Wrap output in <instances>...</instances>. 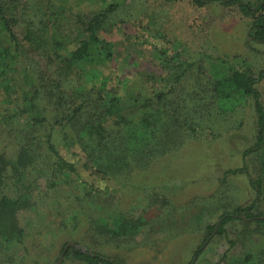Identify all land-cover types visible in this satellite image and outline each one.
Listing matches in <instances>:
<instances>
[{
  "label": "rangeland",
  "instance_id": "374dc122",
  "mask_svg": "<svg viewBox=\"0 0 264 264\" xmlns=\"http://www.w3.org/2000/svg\"><path fill=\"white\" fill-rule=\"evenodd\" d=\"M12 1L4 0L9 5ZM126 1L114 14L115 25L104 32L105 38L118 45L115 59L101 65L112 87L124 79L137 80L140 71L163 73L154 57L158 49L188 61L204 55L185 81V92L200 81H210L211 85L214 79L229 77L232 69L244 65L257 77L264 71V44L253 41V19L242 15L237 6L210 3L198 7L193 0ZM62 6L89 12L100 7L101 1L21 0L17 11L35 15L44 8L51 14ZM75 23L63 21L56 28V37L55 31L50 32L46 41L52 45L63 37L67 47L75 49L80 40ZM24 33L25 27H21L19 34ZM207 89L213 90L211 86ZM258 89L264 104V77ZM195 109L189 120L197 129L194 137L183 139L180 130L164 119L158 126L159 140L172 130L181 146L149 169L139 165L130 177L96 178L82 170L85 156L78 146L61 144L62 154L79 164L83 178L71 175L67 183L53 189L48 178L51 161L43 151L37 164L26 172L34 204L17 214L20 227L25 229V246L0 249V264H56L69 243L101 252L122 264H191L196 251L205 245L210 226H216L226 213L251 206L225 226V235L215 234L208 240L195 264H258V256L264 254V222L258 219H264V152L258 150L245 161L246 151L256 146L260 133L255 100H241L230 112ZM18 150L13 139L0 142V151L8 158L17 157ZM246 164L248 172L242 171ZM85 180L108 194H102L103 199L88 194L91 187ZM253 180L261 182V190L253 186ZM6 193L17 197L22 191L11 182ZM79 199L89 203L79 209ZM104 199L112 203L111 212L134 219L144 217V227L134 236L115 240L98 235L90 219L101 216ZM77 209L83 213L75 223L72 217ZM247 214L252 217L244 218ZM61 264L81 263L64 258Z\"/></svg>",
  "mask_w": 264,
  "mask_h": 264
},
{
  "label": "trees",
  "instance_id": "16d2710c",
  "mask_svg": "<svg viewBox=\"0 0 264 264\" xmlns=\"http://www.w3.org/2000/svg\"><path fill=\"white\" fill-rule=\"evenodd\" d=\"M100 1L101 6L89 12L62 6L51 14L41 8V14L27 15L17 11L21 0H13L11 5L0 0V142L13 139L19 147L17 157L12 159L0 151V249L3 251L25 246L26 233L19 225L17 214L34 204L32 192L28 193L26 172L37 164L43 151L51 161L48 178L53 189L62 182L67 183L71 175L83 178L79 164L62 154L61 144L69 148L78 146L83 152L84 172L104 180H119L122 176L130 177L139 165L141 169L151 168L181 146L172 130L159 140L158 126L164 119L180 130L183 139H188L197 133L194 124L189 122L197 111L195 107H201V112L207 108L230 112L239 101L253 98L260 133L256 146L246 151L245 161L258 150L264 152V104L258 89L264 71L257 77L251 67L244 65L232 69L229 77L214 79L211 85L210 81H200L196 88L193 86L194 89L185 92V81L204 55L197 61H188L167 49H158L154 57L163 73L140 71L137 80L124 79L112 87L101 65L115 59L118 45L105 38L104 32L115 25L114 14L127 1ZM193 2L198 7L210 3L237 6L242 15L253 19L250 30L253 41L264 44V0ZM67 20L76 21L79 27V45L72 50L63 37L52 45L46 41L50 32L55 31L56 37V28ZM21 27H25L22 36ZM72 73L75 74L71 76ZM210 86L213 90L207 89ZM248 168L246 164L242 171L248 172ZM85 181L91 187L88 194L93 197L108 194L107 190ZM11 182L22 191L17 197L6 193ZM252 184L261 190L260 181L253 180ZM105 199L101 216L90 219L98 235L115 240L134 236L144 227V217L134 219L111 212L113 205ZM79 201V209L89 203L84 199ZM79 209L73 211L75 223L83 213ZM251 209L252 206L239 211L245 214ZM239 211L224 214L216 226H210L205 245L215 234L225 235V226ZM258 219L264 222L262 216ZM205 245L196 251L191 264L202 255ZM65 258L81 264H122L101 252L74 247L67 251ZM258 264H264V254L258 256Z\"/></svg>",
  "mask_w": 264,
  "mask_h": 264
},
{
  "label": "water",
  "instance_id": "95a60500",
  "mask_svg": "<svg viewBox=\"0 0 264 264\" xmlns=\"http://www.w3.org/2000/svg\"><path fill=\"white\" fill-rule=\"evenodd\" d=\"M244 218H246V217L244 216ZM71 247L78 248V249H83L84 251H86L85 248L81 247L80 245H78V244H76V243H69V244L66 246L65 250H64V253H63V255H62L61 260H60L58 263H56V264H61V263H62V261H63L64 258H65V255H66L67 251H68Z\"/></svg>",
  "mask_w": 264,
  "mask_h": 264
}]
</instances>
